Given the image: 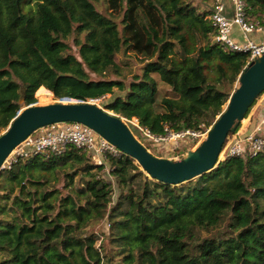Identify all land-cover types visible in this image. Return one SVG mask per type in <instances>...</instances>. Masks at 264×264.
I'll use <instances>...</instances> for the list:
<instances>
[{"label":"trees","instance_id":"trees-1","mask_svg":"<svg viewBox=\"0 0 264 264\" xmlns=\"http://www.w3.org/2000/svg\"><path fill=\"white\" fill-rule=\"evenodd\" d=\"M244 1L264 27V0ZM212 7L0 0V134L40 91L87 102L114 88L124 94L107 108L152 136L206 131L247 60L214 40ZM128 53L141 65L126 84L116 56ZM152 73L174 94L161 99V112ZM107 165L119 189L114 203ZM104 219L108 235L99 239L94 228ZM0 264H264V150L227 157L183 185L148 178L124 154L96 164L70 147L20 160L0 172Z\"/></svg>","mask_w":264,"mask_h":264},{"label":"water","instance_id":"water-1","mask_svg":"<svg viewBox=\"0 0 264 264\" xmlns=\"http://www.w3.org/2000/svg\"><path fill=\"white\" fill-rule=\"evenodd\" d=\"M237 80V86L206 131L204 139L179 159L153 155L134 136L121 116L93 102L58 101L25 106L10 121L0 134V172L11 151L38 128L57 122H79L132 158L151 179L167 185L192 181L218 165L226 136L238 128L250 107L264 92V53L248 63ZM21 94L19 101L23 102V89Z\"/></svg>","mask_w":264,"mask_h":264},{"label":"built area","instance_id":"built-area-1","mask_svg":"<svg viewBox=\"0 0 264 264\" xmlns=\"http://www.w3.org/2000/svg\"><path fill=\"white\" fill-rule=\"evenodd\" d=\"M212 6L209 19L215 29L214 40L224 50L245 54L246 65L264 53V40L254 41L249 38L250 33L262 31L264 27L257 21L249 19L245 11L244 0H213ZM233 26L239 28L243 41L239 42L234 38ZM98 99L88 101L95 103ZM260 102L261 100L257 98L256 104L240 122L238 128L226 136L220 153L223 155V160L231 156L250 157L264 150V111L257 115L260 112V108H257ZM252 118L253 124L249 129L248 125ZM145 131L148 136L157 138L149 134L147 130ZM173 133H176L178 137L197 136L196 131L192 130ZM70 147L87 152L96 164L104 163L107 155L120 156L123 154L116 146L85 124L57 122L38 128L17 145L4 161L2 169H10L14 163L34 155H43L46 158L50 155L59 156ZM105 170L107 171L106 167Z\"/></svg>","mask_w":264,"mask_h":264},{"label":"rangeland","instance_id":"rangeland-1","mask_svg":"<svg viewBox=\"0 0 264 264\" xmlns=\"http://www.w3.org/2000/svg\"><path fill=\"white\" fill-rule=\"evenodd\" d=\"M191 1L193 3L199 4V5L201 3V2H199L201 0H191ZM67 41L71 42L72 38H70ZM128 54H129V56L128 55H122V54H119L116 56V62L118 63V65L120 66V69H121V76L124 79V82L126 84H128L132 75L134 73H137L138 67L141 65L139 62L141 56H136L132 53H128ZM206 73L209 77L214 75L213 70H210V68H208L206 70ZM109 75L113 76L112 73H109ZM151 75L154 77V79L157 82V95H156V102L154 104V109L157 112H161L164 110V108L160 102L161 99L163 97H172V96H174V94L172 93V91L170 90L168 85L160 80L158 74L152 73ZM237 84H238V80H236V82L234 83V87H236ZM123 94H124L123 91H118L116 88H114L113 94H107V95L99 98L98 100H96L95 104L99 105L100 107L104 108L106 111H108L110 113H114L112 110L107 108V104L110 101H112L117 95H123ZM37 97H36V102L34 104H46V103H52V102H58V101H62V102L74 101V100H69L67 98H63V99L59 100V99L55 98L52 93H51V96L47 95L45 91L38 92ZM258 99H259V101L261 100L259 106L257 107L259 109L260 105H264V93L261 94L258 97ZM255 104H256V101H255L254 105ZM254 105L252 106V108L254 107ZM123 119L127 123L129 129L134 134V136L153 155H155L157 157H162V158L179 159L180 156H182L187 150L195 148L196 145L199 142H201L202 139H204L205 133L208 130L207 129L204 132H196L197 136L186 135L183 137L182 136L178 137L175 135L176 133H173V132L169 133L168 132L164 136H159L157 138H153V137L147 135L145 129H142L141 127L138 126L137 120L135 118H133L131 120H127L125 118H123ZM219 160L220 161L223 160L222 154L219 156ZM5 164H6V162H5ZM106 169H107V171L109 170L108 165L106 166ZM107 171L105 170V174L103 175V179L111 182L112 189H113L112 199H113V203H114L118 194H119V189L117 188L115 179L113 178V176L109 175ZM148 178H150V177L148 176ZM60 182H62V179ZM72 183H73V185L71 187H76V185L78 183L80 184L81 183L80 175L75 176ZM183 184H180V185H183ZM94 231L97 234H99V239H101L102 236L108 235V226H107L106 219H104L97 227H95ZM204 234H206V232L203 231L202 235H204ZM99 241L100 240H98L97 242H99Z\"/></svg>","mask_w":264,"mask_h":264},{"label":"crops","instance_id":"crops-1","mask_svg":"<svg viewBox=\"0 0 264 264\" xmlns=\"http://www.w3.org/2000/svg\"><path fill=\"white\" fill-rule=\"evenodd\" d=\"M213 0H202L201 5L202 7L206 6V5H212ZM233 36L237 41H243V37L242 34L239 30V28L237 26H233ZM249 38L254 40V41H260V40H264V28L262 31H254L252 33L249 34ZM264 111V107H260V112L257 113V115L260 113H262ZM253 124V118L251 119L248 128L250 129L252 127Z\"/></svg>","mask_w":264,"mask_h":264}]
</instances>
